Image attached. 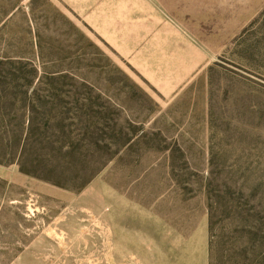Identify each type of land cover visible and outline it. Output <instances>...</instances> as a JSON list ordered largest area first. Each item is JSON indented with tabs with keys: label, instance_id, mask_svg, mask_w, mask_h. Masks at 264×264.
<instances>
[{
	"label": "rangeland",
	"instance_id": "obj_1",
	"mask_svg": "<svg viewBox=\"0 0 264 264\" xmlns=\"http://www.w3.org/2000/svg\"><path fill=\"white\" fill-rule=\"evenodd\" d=\"M54 3L0 0V264H264V4L213 57L145 28L161 94Z\"/></svg>",
	"mask_w": 264,
	"mask_h": 264
},
{
	"label": "crops",
	"instance_id": "obj_2",
	"mask_svg": "<svg viewBox=\"0 0 264 264\" xmlns=\"http://www.w3.org/2000/svg\"><path fill=\"white\" fill-rule=\"evenodd\" d=\"M59 10L85 26L95 37L108 46L128 66L139 73L148 84L167 85L161 65H171L170 56L145 50L139 46L145 28H168L180 35L187 45L196 48L203 56L216 54L228 44L230 32L237 31L252 18L264 0H52ZM231 2V1H230ZM143 31V32H142ZM182 54V53H180ZM213 57V56H212ZM182 58L180 59V62ZM189 67L182 65L178 73L179 84L186 77ZM171 74V72H170ZM42 238L32 242V253L19 255L15 264H68L67 256L47 254L49 247ZM42 247L45 248L44 252Z\"/></svg>",
	"mask_w": 264,
	"mask_h": 264
},
{
	"label": "trees",
	"instance_id": "obj_3",
	"mask_svg": "<svg viewBox=\"0 0 264 264\" xmlns=\"http://www.w3.org/2000/svg\"><path fill=\"white\" fill-rule=\"evenodd\" d=\"M22 173H24V174H26V175H30L31 173H32V171L30 170V171H22Z\"/></svg>",
	"mask_w": 264,
	"mask_h": 264
}]
</instances>
